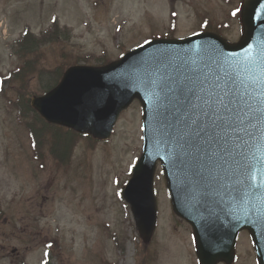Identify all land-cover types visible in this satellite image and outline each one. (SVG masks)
I'll list each match as a JSON object with an SVG mask.
<instances>
[{
  "label": "rangeland",
  "instance_id": "obj_1",
  "mask_svg": "<svg viewBox=\"0 0 264 264\" xmlns=\"http://www.w3.org/2000/svg\"><path fill=\"white\" fill-rule=\"evenodd\" d=\"M238 4L0 0V264H138L144 246L120 194L142 150L140 104L133 102L120 115L107 140L79 137L66 168L47 154L45 143L40 167L23 122L29 114L19 102L23 97L29 104L32 95H40L41 81L35 74L26 84L10 77L24 59L15 52L23 50L18 38L24 29L37 35L55 21L68 30L69 36L41 48L40 66L46 70L73 63L97 65L150 38L189 35L203 22L220 25L226 37L235 39L239 24L232 12ZM154 187L158 226L147 250L159 257L158 264H196L191 231L171 210L160 168ZM248 240L241 236L235 264H255Z\"/></svg>",
  "mask_w": 264,
  "mask_h": 264
},
{
  "label": "water",
  "instance_id": "obj_2",
  "mask_svg": "<svg viewBox=\"0 0 264 264\" xmlns=\"http://www.w3.org/2000/svg\"><path fill=\"white\" fill-rule=\"evenodd\" d=\"M241 21L237 44L212 33L153 39L104 66H71L31 98L46 121L102 140L138 99L144 144L122 197L149 242L159 161L199 264H230L241 229L264 264V0H244Z\"/></svg>",
  "mask_w": 264,
  "mask_h": 264
},
{
  "label": "trees",
  "instance_id": "obj_3",
  "mask_svg": "<svg viewBox=\"0 0 264 264\" xmlns=\"http://www.w3.org/2000/svg\"><path fill=\"white\" fill-rule=\"evenodd\" d=\"M55 29L56 30L47 40L35 39V37H32L30 34L25 36L26 39L22 42L24 47L23 50L21 47L20 52V54L22 53L24 56V61L16 72L13 73L12 79L14 81H19L20 84H26L30 80V77L35 74L41 81L42 90L46 91L60 78L63 67H57L54 68V70L44 69L40 66L41 56L38 54L39 47L44 44L45 41H59L61 36H68L67 32H63L57 27H55ZM20 99L22 102L20 101L19 104H21L24 111L29 114V119L25 121V124L29 130L34 147L40 150L43 148L44 144L47 143V152L60 164H68L80 135L62 127L48 125L30 108L28 99L24 100L23 97H20ZM39 153L41 154L42 151Z\"/></svg>",
  "mask_w": 264,
  "mask_h": 264
},
{
  "label": "flooded vegetation",
  "instance_id": "obj_4",
  "mask_svg": "<svg viewBox=\"0 0 264 264\" xmlns=\"http://www.w3.org/2000/svg\"><path fill=\"white\" fill-rule=\"evenodd\" d=\"M237 39L235 38L234 40L232 41H236ZM187 227V229H190L189 225L181 220ZM191 230V229H190ZM242 235L244 236H248V233L246 231H242L241 232ZM150 246L147 245V246H143V251L141 250L140 252V255H141V258L139 260V263L138 264H158L159 262V257L153 253L152 251H148L147 249L149 248ZM219 264H223V263H219Z\"/></svg>",
  "mask_w": 264,
  "mask_h": 264
},
{
  "label": "snow or ice",
  "instance_id": "obj_5",
  "mask_svg": "<svg viewBox=\"0 0 264 264\" xmlns=\"http://www.w3.org/2000/svg\"><path fill=\"white\" fill-rule=\"evenodd\" d=\"M237 11H239L238 9H237ZM235 14V13H234Z\"/></svg>",
  "mask_w": 264,
  "mask_h": 264
}]
</instances>
